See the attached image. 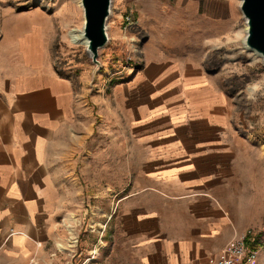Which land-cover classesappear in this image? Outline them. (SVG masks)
<instances>
[{"label":"crops","instance_id":"1","mask_svg":"<svg viewBox=\"0 0 264 264\" xmlns=\"http://www.w3.org/2000/svg\"><path fill=\"white\" fill-rule=\"evenodd\" d=\"M57 28L40 9L4 14L0 23V264L47 256L62 207L56 153L80 121L90 131L95 104L104 119L100 139L122 145L118 264H220L228 242L264 229V170L230 167L233 156L219 150L221 90L202 87L216 72L199 45L171 56L152 39L135 70L85 67L80 73H137L110 99L103 88H80L74 68L58 63ZM168 93L177 99L168 103ZM144 143L148 151H125ZM99 166L109 173V161ZM255 264H264V248Z\"/></svg>","mask_w":264,"mask_h":264},{"label":"rangeland","instance_id":"2","mask_svg":"<svg viewBox=\"0 0 264 264\" xmlns=\"http://www.w3.org/2000/svg\"><path fill=\"white\" fill-rule=\"evenodd\" d=\"M178 4V0H113L107 22L109 42L99 50L97 70L86 46L73 43L68 35L73 25L82 22L76 0H0V23L7 13L40 9L51 14L58 25V63L74 68L80 88L85 85L92 92L103 88L110 99H114L113 88L132 85L137 73H80L85 67H93L95 72L118 67L135 70L144 64L146 46L152 39L157 51L163 47L171 56L188 54L192 43L199 45L198 52L205 55L207 68L216 72L208 73L211 77L202 87L221 90V103L215 110L222 119L219 150L233 156L230 167L238 163L245 171L260 174L264 170V58L244 48L245 18L240 0H226L219 6L213 0H182L184 8L191 4L189 13L198 21L186 26L176 22L181 41L174 43L168 40L169 24ZM167 87L170 92L171 85ZM166 99L171 102L177 98L168 93ZM90 100L91 97L88 101L92 105ZM100 111L95 104L93 121H88L90 131L80 121L56 153L62 167L59 235L47 256L37 258L33 264H118L117 203L124 193L117 190V158L122 145L100 139L104 123ZM151 145L127 144L125 151L145 152ZM104 160L111 166L108 174L99 166ZM103 179L109 185L101 184ZM261 210L259 218L264 221V203ZM252 229L264 233V229ZM58 241L65 244V250L57 247Z\"/></svg>","mask_w":264,"mask_h":264},{"label":"water","instance_id":"3","mask_svg":"<svg viewBox=\"0 0 264 264\" xmlns=\"http://www.w3.org/2000/svg\"><path fill=\"white\" fill-rule=\"evenodd\" d=\"M113 0H82L84 8V36L88 52L96 70L100 68L99 50L109 42L108 19ZM240 8L247 18L246 46L264 58V0H241Z\"/></svg>","mask_w":264,"mask_h":264},{"label":"bare ground","instance_id":"4","mask_svg":"<svg viewBox=\"0 0 264 264\" xmlns=\"http://www.w3.org/2000/svg\"><path fill=\"white\" fill-rule=\"evenodd\" d=\"M179 4L178 7L175 8V12L173 14V18L174 20H172L171 24H169V34H168V40H170L171 42L174 43H179V41H181V36L179 35V32H177V23L176 22H182L184 26H186L187 24H190L193 21H198V18L196 16L191 15V13H189V8L191 9V4L187 5L186 8H184L182 5L180 4V2L182 3V0H178ZM185 1V0H184ZM77 2V7L80 9V12L82 13V22L81 24L76 23L75 25H73V27L70 28L68 35L69 38L71 39V41L75 44H79V45H84L86 46V48L88 47V40L85 38L84 36V24H85V17H84V8L82 5V0H76ZM240 5H241V0H240ZM185 9V10H184ZM184 10V11H183ZM245 18V17H244ZM244 32H245V36L243 37V43H244V48L250 52L253 53L256 57L259 58H263V56L258 53L257 51H255L254 49H250L246 46V37H247V32H248V24H247V18H245V28H244ZM116 34L120 35L118 33V31L116 32ZM118 37H122L121 35ZM25 52L27 53L28 50L26 48H24ZM88 50V49H87ZM70 231L73 233V230L71 227ZM76 240L73 241V243H75ZM57 247L60 250H65L66 246L63 242L58 241L57 242Z\"/></svg>","mask_w":264,"mask_h":264},{"label":"built area","instance_id":"5","mask_svg":"<svg viewBox=\"0 0 264 264\" xmlns=\"http://www.w3.org/2000/svg\"><path fill=\"white\" fill-rule=\"evenodd\" d=\"M263 247L264 233L250 228L227 243L218 261L220 264H255ZM215 260L211 258L210 263Z\"/></svg>","mask_w":264,"mask_h":264}]
</instances>
